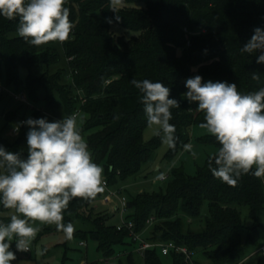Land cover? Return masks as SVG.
Returning a JSON list of instances; mask_svg holds the SVG:
<instances>
[{
  "label": "trees",
  "instance_id": "trees-1",
  "mask_svg": "<svg viewBox=\"0 0 264 264\" xmlns=\"http://www.w3.org/2000/svg\"><path fill=\"white\" fill-rule=\"evenodd\" d=\"M120 4L124 6L115 5L113 12L111 0H67L74 24L68 41L38 47L18 35V18L0 16V85L5 77L15 92L24 91L30 105L22 104L33 110L20 122L43 118V114L56 120L69 115L80 119L93 162L104 170L105 196L113 189L127 198L124 219L133 227L109 224L111 215L96 211L100 192L91 199L70 201L63 222L74 225L72 237L82 240L81 244L96 241L105 261L119 251L128 264H136V255L144 264H163L161 256H172L173 264H191L184 253L163 255L158 246L139 252L135 234L150 243L186 247L193 264H240L251 249L258 248L263 235L264 178L247 174L235 187L229 186L214 177L209 157L196 176L179 167L165 188L128 191L126 184L162 144V134L144 143L147 120L139 102L141 94L130 81H160L170 87V98L179 101L170 121L176 129L175 148L167 154L174 159L189 144L191 127L204 122V113L196 110L198 104L183 98L186 79L200 75L203 82L235 83L245 94L264 87V64L256 62L259 52L240 51L255 28L264 29V0H122ZM113 26L137 37H120L117 42ZM22 70L27 71L25 81ZM254 72L259 80L252 79ZM3 88L0 103L6 97L13 99L12 91ZM41 103L43 107L38 106ZM4 117L6 127L10 125L14 132L19 110L11 109ZM28 131L21 123L14 139L1 131L0 145L26 158ZM199 142L220 147L212 135ZM205 205L209 214L204 225L195 228L192 222L201 218ZM243 210L250 222L243 218ZM8 211L0 204V222H9ZM61 232L55 225H44L39 235ZM10 250H15L14 242Z\"/></svg>",
  "mask_w": 264,
  "mask_h": 264
},
{
  "label": "clouds",
  "instance_id": "clouds-1",
  "mask_svg": "<svg viewBox=\"0 0 264 264\" xmlns=\"http://www.w3.org/2000/svg\"><path fill=\"white\" fill-rule=\"evenodd\" d=\"M121 2L111 0L113 12ZM66 3L67 0H0V16L18 18L17 33L32 46L64 43L74 28ZM115 19L119 21L120 16ZM107 22L111 24L112 20ZM240 51L259 52L256 62L264 64V29L255 28ZM252 79L259 80L260 76L254 72ZM130 82L141 94L139 102L147 126L154 128L155 135L162 134V143L175 148L171 110L179 108L180 103L170 98V87L150 79ZM184 84L187 92L183 98L190 104L197 103L196 110L204 113L200 127L220 145L209 159L214 177L232 187L247 174L264 178V87L245 94L238 91L235 83L203 82L200 75L186 79ZM20 123L29 128L27 157L0 145V204L14 210L8 223L0 222V264L16 260L10 250L13 242L17 251H29L41 230L39 225H55L71 239L75 228L71 222H63L64 211L74 198H94L104 183V170L93 162L75 115L51 122L28 118ZM14 130L19 132V125ZM184 147L191 151V145Z\"/></svg>",
  "mask_w": 264,
  "mask_h": 264
},
{
  "label": "rangeland",
  "instance_id": "rangeland-1",
  "mask_svg": "<svg viewBox=\"0 0 264 264\" xmlns=\"http://www.w3.org/2000/svg\"><path fill=\"white\" fill-rule=\"evenodd\" d=\"M123 6V4L117 5L118 8ZM113 31L116 35L117 42L120 41V37L127 39L132 36L137 37L135 32L127 31L119 26H113ZM56 69L57 67H54L52 70L55 71ZM26 74V70L21 71V78L23 81L26 80ZM1 82L3 87H7L10 91L15 92L16 87L9 84L5 77H2ZM4 99L5 100L0 103V132L4 131V135L8 139H14L16 133L13 132L10 125L6 127L7 121L4 117V113L11 109L19 110V121H16V124L20 125L22 117H30L33 110L9 97ZM31 105L33 106V104ZM38 106L43 107V104H38ZM43 118H46L50 122L56 121V118L49 114H43ZM77 121L79 126L81 124V120L77 119ZM209 135L211 134H209L206 129H202L200 125H193L189 131L190 142L188 145H191V151L184 149L172 160L167 157L170 148L166 144L162 143L155 151L150 162L143 167L142 171L136 176V178H132L131 181L126 184L125 188L131 193L154 191L159 188H165L173 178V170L179 167H182L187 175L196 176L199 168L204 167L208 158L212 157L218 151V147L216 145L203 144L199 142L201 137ZM156 136L157 135L154 134V128H149L147 126L144 131V143L148 144ZM161 175L167 176V180L165 182L159 180ZM100 193L101 197L94 203L96 211H103L111 215L108 221L109 224L117 226L121 225L123 222L122 217L119 212L114 211L113 209V206L118 203V199H115L111 204H106L107 202L103 200L106 194L104 188ZM110 211L113 212L110 213ZM13 213L14 210L9 209L6 215L10 216ZM208 214V206L205 205L201 218L194 220L192 222V226L195 228L203 226ZM242 214L243 218L249 221L247 211L243 210ZM31 223L34 225L39 224V222ZM262 223L264 225V216L262 217ZM39 226L41 228L44 225ZM82 242V240L75 237L68 239L63 232L44 234L42 236H40L38 232L35 239L31 243L29 251H17L15 246V250L13 252L16 255V260L12 261L11 264H128L127 258L124 255H119V251L115 257L105 261L103 254L97 248L96 241L89 239L84 242V244H81ZM262 246H264V230L258 248ZM257 249H251L246 259L240 264H264V253L262 251L256 252ZM135 258L136 264H144V260L139 255H136ZM161 258L163 264H173L172 256H161Z\"/></svg>",
  "mask_w": 264,
  "mask_h": 264
},
{
  "label": "built area",
  "instance_id": "built-area-1",
  "mask_svg": "<svg viewBox=\"0 0 264 264\" xmlns=\"http://www.w3.org/2000/svg\"><path fill=\"white\" fill-rule=\"evenodd\" d=\"M3 89L4 88L1 87V85H0V93L3 91ZM10 95L14 99V101L26 103V104L30 105L29 100H28L24 91L10 92ZM22 121H24V120H22ZM14 133H16L15 130H14ZM166 178H167V176L161 175L159 177V180L165 181ZM103 186H105V187L108 186L107 180L105 178H104ZM115 199H118V203L115 206H113V209L120 213V215L122 217V221H123L122 224L119 225V228L124 226V225H127L129 228H132L133 224L131 222L126 223L125 219H124L125 214L127 213V210H128L127 209V198L124 195H121L120 193H118L117 190H113V189H109L108 195H106L103 198V200H105L107 202L106 204H111ZM133 236H134V239L136 241L137 240L140 241L137 250L141 253L144 250H146L147 248L158 246L163 255H168L171 251H175V252H179V253L181 252V253H184L185 256L187 257V260L190 261L191 264H193L192 253L190 251H188V249L186 247L179 246V245L175 244L174 242L154 244V243H150V242L142 240L139 235L133 234ZM261 251L264 253V246L258 248L256 252H261Z\"/></svg>",
  "mask_w": 264,
  "mask_h": 264
}]
</instances>
